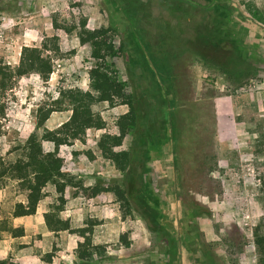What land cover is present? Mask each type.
<instances>
[{"label":"rangeland","instance_id":"374dc122","mask_svg":"<svg viewBox=\"0 0 264 264\" xmlns=\"http://www.w3.org/2000/svg\"><path fill=\"white\" fill-rule=\"evenodd\" d=\"M165 4L0 0V155L6 162L19 158L17 148L26 143L44 113H50L45 127L51 131L69 120L71 106L61 99L65 91L90 90L89 73L96 62L92 47L81 46L74 30L83 24L88 30L106 32L105 38L119 52L108 58V65L127 93L140 95L142 87L164 96L182 129L185 155L182 160L174 152L169 122L159 130L162 138L147 142L138 180L139 197L150 210L145 217L131 198L126 210L112 194L76 198L80 189L66 188L60 217L73 229L94 224L96 248L89 262L77 257V235L51 232L46 226L45 214L60 206L55 186L46 188L36 215L23 218H14L13 213L17 204L26 203V193L13 182L0 187V222L8 227L0 235V262L48 264L43 256L52 254L49 264H262L256 241L264 237V0H167ZM213 28L234 39L236 48L230 51L236 49L232 61L240 67L236 76L221 73L191 52L180 53L174 81L159 80L162 87L157 88L151 81L153 65L143 62L138 49L146 42L153 45L163 31V36L177 39L178 51V43L185 47L187 40L200 34L207 37ZM54 37L60 53L43 54L52 58L49 79L18 77L23 50L42 49ZM147 103L139 105L149 113ZM92 110L104 127L90 129L72 145L60 147L65 171L84 187L97 181L116 182L127 193V176L103 156L98 144L102 136L119 135L117 121L129 107L116 100L96 103ZM157 119L166 122L165 116ZM213 136L217 168L211 174L207 170L198 174L202 169L194 158ZM132 146L130 137L115 151H129ZM43 149L54 152L55 146L44 142ZM11 229H23L24 236L12 237ZM21 245L31 246L36 254L18 257Z\"/></svg>","mask_w":264,"mask_h":264},{"label":"trees","instance_id":"16d2710c","mask_svg":"<svg viewBox=\"0 0 264 264\" xmlns=\"http://www.w3.org/2000/svg\"><path fill=\"white\" fill-rule=\"evenodd\" d=\"M158 1L162 6L166 5L167 0ZM74 30L77 31L81 46L90 45L92 47V58L96 64L89 73L90 90L87 92L80 90L65 91L61 95V99L66 100L71 106L72 113L69 120L58 130L51 131L45 127V123L50 118V113H44L26 143L17 148L20 154L14 163L6 162L5 158L0 155V187L5 188L13 182L26 193V203L17 204L13 213L14 218H23L36 215L39 204L46 197V188L50 185L55 186L60 206L45 214L46 226L51 232L68 231L77 235L79 237L77 257L82 262H89L93 256V250L96 248L92 243L94 224L90 223L82 229H73L68 220L60 217L63 210L61 206L66 203V188L71 186L80 189L81 193H76V198L94 199L102 194H112L126 210L130 208L131 198L136 205L142 208L141 214L145 217L144 215L148 214L150 210L148 205L139 197L138 180L140 177L139 170L146 161L147 142L155 137L162 138L159 130L162 129L161 127H168L166 124L169 122L174 143L176 142V145H173L174 152L182 160L185 155L181 153L183 152L180 138L182 129L178 128L175 113L171 111L168 102L160 91L147 93V89L140 87V95L127 93L125 84L118 80L117 76L111 71V66L108 65V58L118 56L119 52L115 51L114 46L105 38L106 32L102 29L88 30L85 28V24L80 29L77 26L74 27ZM216 30H219V28H213L211 34L207 37L202 38L200 34L195 39L187 40L184 43L185 47L178 43V51L176 50L177 39H169L167 36H163L165 34L163 31L157 33V40L153 45L147 42L144 43L143 49L139 48L138 51L141 53L143 62L147 60V65L149 61L153 65L154 70H149L151 81L155 86L159 89L162 87L159 80L167 81L169 84L174 81L177 67L175 63L179 58L181 59L180 53L187 52L198 55L207 65L233 77V74L240 68L232 64L233 59H236L234 55L236 49L234 52L230 51L231 48L235 47L234 39L229 37L228 34L224 35ZM44 51L59 54L58 38L47 39L43 43L42 49L25 48L20 64L16 69V75L18 77L37 75L44 80L49 79L53 72L52 58L43 56ZM167 52L171 56L168 57ZM173 52H176L175 56ZM237 59L245 63L243 58L239 57ZM157 99H159V104ZM116 100H121L123 104L127 105L129 112L117 121L119 135L102 136L98 148L104 157L109 159L117 169L127 176V193L116 182L97 181L92 187L79 185L80 183L75 182L76 178L66 173L65 160L59 154L61 146L72 145L73 142L80 140L88 130L103 129L102 119L97 117L92 110L94 104L114 103ZM135 101L138 102V105H135ZM143 101L150 104L151 111L149 113L152 114L151 117L140 106ZM158 115L166 117L164 124L158 122ZM167 133H170L168 129ZM130 137L133 144L131 150L116 152L115 149L121 148L125 140ZM44 142L53 143L55 146L54 152H45L43 149ZM194 160L200 161V169L202 170H199L198 174H204L206 170L208 174H211L216 170L218 163L215 136H213L210 143L206 144L203 150H200L199 156L195 157ZM183 163L185 164L184 161ZM189 163L191 164V162ZM156 227L162 228L160 224H157ZM5 230H8V227L0 222V235ZM11 234L15 238L23 237L24 231L23 229H11ZM256 245L258 253L261 255V262L264 264V237H258ZM17 254L18 257H26L36 253L31 246L21 245L18 247ZM52 257V254H46L43 256V260L49 264ZM0 264L6 263L0 262Z\"/></svg>","mask_w":264,"mask_h":264}]
</instances>
